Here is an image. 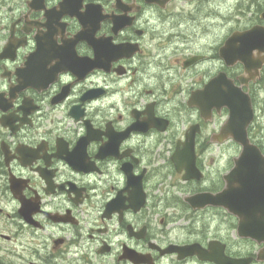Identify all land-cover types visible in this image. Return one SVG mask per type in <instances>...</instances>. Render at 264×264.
I'll list each match as a JSON object with an SVG mask.
<instances>
[{
    "label": "flooded vegetation",
    "instance_id": "flooded-vegetation-1",
    "mask_svg": "<svg viewBox=\"0 0 264 264\" xmlns=\"http://www.w3.org/2000/svg\"><path fill=\"white\" fill-rule=\"evenodd\" d=\"M187 1L204 0H0V264H264V236L186 199L220 193L230 170H214L217 132L203 137L230 108L197 93L224 73L254 121L259 103L220 53L235 30L202 50L154 21ZM195 126L201 176L185 179L173 158ZM252 212L245 231L264 226Z\"/></svg>",
    "mask_w": 264,
    "mask_h": 264
},
{
    "label": "water",
    "instance_id": "water-1",
    "mask_svg": "<svg viewBox=\"0 0 264 264\" xmlns=\"http://www.w3.org/2000/svg\"><path fill=\"white\" fill-rule=\"evenodd\" d=\"M261 18L264 19V11ZM78 37L83 38V32H80ZM220 53L227 64L242 63L244 65V73L238 77L241 85L255 82L264 67V26L254 25L247 30L235 31L221 47ZM197 94L201 97L202 94L204 95L205 99H201L204 107L211 104L218 107L229 106L230 116L220 132L216 134L217 139L213 140L223 142L233 138L242 146V151L235 158V166L224 177L227 186L222 192L201 193L186 199L194 207L200 204H213L228 208L241 219L240 234L259 239L264 236V226L247 228L249 231L244 230L245 224L249 223L246 215L253 213L252 209L255 207L264 208V154L256 144L251 142L248 135V127L255 115L251 97L243 92L242 87L236 86L232 80L227 79L224 73L213 78L205 90ZM231 96L234 98L232 99ZM196 132H198V126L191 129V133L188 134L190 140L183 149L190 154L176 156V153L173 158L179 170L182 167L187 169L185 179L201 176L195 165L194 136ZM250 261L251 259H237L234 260V264H250Z\"/></svg>",
    "mask_w": 264,
    "mask_h": 264
},
{
    "label": "rangeland",
    "instance_id": "rangeland-1",
    "mask_svg": "<svg viewBox=\"0 0 264 264\" xmlns=\"http://www.w3.org/2000/svg\"><path fill=\"white\" fill-rule=\"evenodd\" d=\"M177 9L172 8L164 20L154 18L155 22H161L164 27H170L179 22L186 28V37L195 35L190 43L202 50L212 48V45L221 43L233 30L249 28L254 22L259 21V15L264 11V0H204L202 2H180ZM169 15V16H168ZM264 76V75H263ZM253 90L259 98L257 108V121L255 132L259 134L256 139L264 141V78ZM225 121H212L203 131V137L213 131L219 132ZM241 147L234 141L223 144L215 143L210 148V155L216 161L214 170L227 172L234 164L233 157L239 155ZM183 190V189H182ZM182 190H172L176 195H182ZM178 223H186L180 221ZM180 229V225H176Z\"/></svg>",
    "mask_w": 264,
    "mask_h": 264
}]
</instances>
